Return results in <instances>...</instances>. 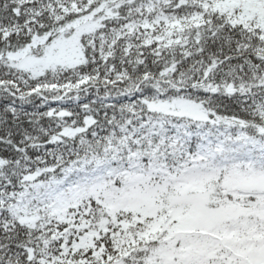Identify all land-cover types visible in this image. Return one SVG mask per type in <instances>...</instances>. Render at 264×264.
<instances>
[{"label":"snow or ice","instance_id":"snow-or-ice-1","mask_svg":"<svg viewBox=\"0 0 264 264\" xmlns=\"http://www.w3.org/2000/svg\"><path fill=\"white\" fill-rule=\"evenodd\" d=\"M0 264H264V0H0Z\"/></svg>","mask_w":264,"mask_h":264}]
</instances>
